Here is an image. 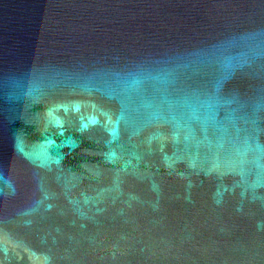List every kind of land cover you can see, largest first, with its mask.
<instances>
[{"label": "water", "instance_id": "water-1", "mask_svg": "<svg viewBox=\"0 0 264 264\" xmlns=\"http://www.w3.org/2000/svg\"><path fill=\"white\" fill-rule=\"evenodd\" d=\"M0 264H264V0H0Z\"/></svg>", "mask_w": 264, "mask_h": 264}]
</instances>
